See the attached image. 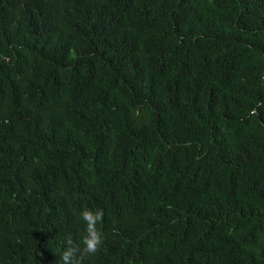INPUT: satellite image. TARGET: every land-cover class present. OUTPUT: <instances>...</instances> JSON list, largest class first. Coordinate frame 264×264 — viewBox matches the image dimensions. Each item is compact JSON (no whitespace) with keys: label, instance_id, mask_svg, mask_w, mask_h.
<instances>
[{"label":"trees","instance_id":"1","mask_svg":"<svg viewBox=\"0 0 264 264\" xmlns=\"http://www.w3.org/2000/svg\"><path fill=\"white\" fill-rule=\"evenodd\" d=\"M258 103L264 0H0V264H264Z\"/></svg>","mask_w":264,"mask_h":264},{"label":"clouds","instance_id":"2","mask_svg":"<svg viewBox=\"0 0 264 264\" xmlns=\"http://www.w3.org/2000/svg\"><path fill=\"white\" fill-rule=\"evenodd\" d=\"M261 107H264V104L258 103L255 108L250 110L249 116H257L258 109ZM80 216L86 224V235L82 239L83 248L72 246V241L68 240L69 247L66 248L60 257L61 264H81L84 257L96 255L104 242L103 233L96 227L103 219V210L97 209L93 211L85 208L80 212ZM77 253L80 255L77 256Z\"/></svg>","mask_w":264,"mask_h":264}]
</instances>
